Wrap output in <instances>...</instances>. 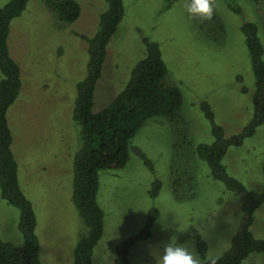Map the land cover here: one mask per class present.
I'll return each mask as SVG.
<instances>
[{"label":"rangeland","instance_id":"obj_1","mask_svg":"<svg viewBox=\"0 0 264 264\" xmlns=\"http://www.w3.org/2000/svg\"><path fill=\"white\" fill-rule=\"evenodd\" d=\"M8 1L0 0V6ZM77 2L79 17L65 21L45 0H30L12 20L8 40L23 81L8 109V121L20 184L37 218L43 264H73L76 247L88 233L73 201V163L82 143L74 108L77 85L88 71L89 43L83 36L95 35L108 4ZM124 3L125 16L108 44L96 87L94 111L118 94L133 66L145 57V38L159 42L168 68L165 80L181 89L183 105L176 123L161 115L145 121L131 140L126 166L100 170L98 201L105 224L93 264H115L116 246L146 226L153 208L159 217L151 237L133 247L132 264H156L172 236L198 251L196 231L207 242V253L220 256L238 230L241 200L212 177L208 163L196 154L199 143L213 140L201 103L209 102L227 136L251 119L255 79L241 27L245 19L255 20L264 40V0H218V20L204 22L189 18L185 0H171L169 7L167 0ZM230 5L240 6L243 13H235ZM2 77L0 69V81ZM224 163L249 188L264 192V124L242 146L230 147ZM158 180L161 189L153 197L150 191ZM19 219V208L3 199L0 188V239L23 244ZM251 230L264 238V203L255 212ZM242 264H264V251L251 253Z\"/></svg>","mask_w":264,"mask_h":264},{"label":"trees","instance_id":"obj_2","mask_svg":"<svg viewBox=\"0 0 264 264\" xmlns=\"http://www.w3.org/2000/svg\"><path fill=\"white\" fill-rule=\"evenodd\" d=\"M30 0H9L0 6V188L3 199L19 208L18 229L23 244L16 245L0 239V264H43L40 258V240L36 232L37 218L32 202L24 193L18 174V161L13 151V133L8 121V109L20 95L23 81L19 63L9 48L12 20L20 16ZM108 7L101 13L95 35L87 38L89 62L84 79L77 85L74 117L81 128V147L74 157L73 201L88 226L87 235L78 243L73 264H93L95 247L104 233L105 212L98 201L99 173L102 169H120L129 161L130 143L146 120L165 116L178 122L183 105V94L175 84H168V68L159 42L144 39L146 55L132 68L130 77L118 94L101 110L94 111L95 91L103 74L108 44L125 16L124 0H106ZM58 13L61 20L74 21L81 12L77 0H45ZM168 7L171 0H167ZM230 8L242 14L240 6ZM214 14L212 21H217ZM216 29L213 27V30ZM223 33L225 27L221 26ZM242 32L249 51L254 79L253 114L249 122L237 133L226 135L217 123L209 102L201 108L211 124L213 140L196 146V154L205 160L215 180L241 200V220L227 251L220 255L217 264H242L253 252L264 251V238L256 237L251 226L256 210L264 203V192L249 188L241 179L229 173L224 158L232 146H242L264 124V40L258 23L246 20ZM136 152L145 164L152 161L144 152ZM175 182H179L176 180ZM161 189L160 181L153 185L150 195L155 197ZM159 210H150L146 226L137 234L122 240L116 246L115 264H132L131 252L136 243L151 237L153 222ZM197 250L203 257L208 251L207 242L195 232Z\"/></svg>","mask_w":264,"mask_h":264},{"label":"clouds","instance_id":"obj_3","mask_svg":"<svg viewBox=\"0 0 264 264\" xmlns=\"http://www.w3.org/2000/svg\"><path fill=\"white\" fill-rule=\"evenodd\" d=\"M218 7V0H185L184 3L189 18L200 22L211 21ZM219 258L212 253L202 257L198 251L177 243V237L172 236L163 244V252L156 258V264H217Z\"/></svg>","mask_w":264,"mask_h":264}]
</instances>
